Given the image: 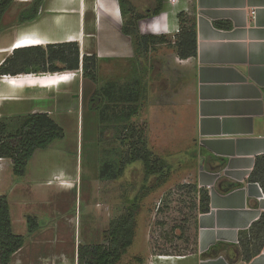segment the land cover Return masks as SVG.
I'll use <instances>...</instances> for the list:
<instances>
[{"label": "rangeland", "instance_id": "1", "mask_svg": "<svg viewBox=\"0 0 264 264\" xmlns=\"http://www.w3.org/2000/svg\"><path fill=\"white\" fill-rule=\"evenodd\" d=\"M31 3L32 0H14L1 21H4V30L0 44L10 46L25 32H35L38 21L49 14L41 9L35 20L20 22L21 11ZM130 6L141 14L149 15L154 0H127V7ZM97 7L95 15L91 11L87 14L85 21L89 30L81 31L78 24L74 28L80 37L76 41L80 54L83 49L85 54L95 53L98 57V82L83 79L80 71L78 77L61 84L49 96L47 93L45 97L41 96L46 92L41 90H37L41 94H32L31 91V94L21 95V101L33 107L46 106L58 111L56 116L60 115L63 120L64 137L47 148L37 149L26 176L19 181L25 180L29 172L32 181L48 184H53L50 180L56 175L63 176L62 183L67 192L51 195L61 202L72 245L76 237L86 243H101L103 230L108 228L110 221L128 212L138 198L135 240L120 264H138L139 260L144 261L148 252L189 253L195 247L199 210L194 208L196 194L184 185L194 183L198 152L197 135L190 118L193 110H188L187 75L181 72L180 60L174 59L177 50L173 42L177 35L175 39L168 38L170 43L152 46L147 52L138 51L132 36L123 31L125 20L120 1L97 0ZM72 15L78 17L79 14H67ZM167 16L168 10L164 12L166 23L169 21ZM45 18L46 24H53L52 20ZM192 18L187 16L188 24ZM155 21V15L140 19V34L157 33ZM12 31H15L14 35H11ZM37 32L42 36L49 34L47 31ZM49 37L55 38L56 35ZM59 39L64 41L65 37ZM47 46L42 47L46 49ZM3 54L7 56V53ZM17 63V59L13 61L14 65ZM29 63L31 66L35 64ZM57 65L63 67L61 63ZM95 90H99L101 96L91 102ZM3 96H8V93L4 92ZM133 106L138 111L130 119L116 117ZM19 111L27 110L21 106ZM129 125L144 127L148 147L173 166L163 179L151 177L147 184L152 186L147 189H142L144 171L139 162L130 164L117 178L101 177L105 163L113 162L112 169L116 172L128 153L129 138L123 141L124 133L128 132H123L122 127ZM37 217L39 231L47 226L49 215ZM26 239H29L28 235ZM18 257H14L12 264H16ZM28 260L54 264L55 259L53 253L46 252Z\"/></svg>", "mask_w": 264, "mask_h": 264}, {"label": "crops", "instance_id": "2", "mask_svg": "<svg viewBox=\"0 0 264 264\" xmlns=\"http://www.w3.org/2000/svg\"><path fill=\"white\" fill-rule=\"evenodd\" d=\"M190 2L165 0L163 9L155 16L156 31L159 33L154 34L175 39L180 29L178 14L189 12ZM195 2L197 55L180 59L174 53V59L180 60L183 66L181 72L187 75L188 110H193L192 117H189L197 135L198 152L194 184L209 190L210 210L198 211L197 249L194 253L180 256L148 252L142 264H264V245L258 255L247 260L240 243L241 233L248 232L252 224L264 215L263 188L260 183L249 179L257 157L264 156V0ZM97 8V0H44L41 9L49 14L38 21L35 32H25L10 47L13 48L22 37H37L47 40V44L16 49L80 40L74 27L78 24L81 31L89 30L85 21L87 14L91 11L95 15ZM253 9L255 15L252 14ZM167 10L168 23L164 19ZM72 12L78 13V17L67 16ZM45 17L53 24H46ZM215 21L229 22L231 28L217 27ZM3 24L4 21L0 35L4 30ZM37 30L47 31L49 36L55 34L56 37L42 36ZM68 34L71 39L66 40ZM63 37L64 41L59 39ZM6 47L9 48L0 44V49ZM14 50L7 52L6 57L3 56L5 51L0 52V66ZM84 54L82 49L81 57ZM80 71L82 69L62 72L68 75L64 83L73 81ZM50 73L46 72L44 76L43 73L21 74L50 77ZM17 75L20 74H1L0 120L41 111L47 112L61 125L63 120L60 115L56 116L58 111L46 106L33 107L21 98L24 94H31V91L32 94H41L37 90L46 91L41 96L45 97L46 93L49 96L64 83L54 87L42 84L35 89L26 80L36 77L14 78ZM19 80H25L24 84L19 85ZM4 92L8 96H3ZM21 106L27 111L20 112ZM0 158V196L8 198L14 232L29 236L25 245L13 256L19 255L16 264H41L28 259L46 252L54 254V264H77L78 246L97 243H86L76 237L72 245L61 202L53 198L67 192L62 183L63 176L56 175L50 180L53 184H48L32 181L29 172L25 180L19 181L14 177L11 160ZM28 215H49L47 226L29 235ZM70 247H74L72 251Z\"/></svg>", "mask_w": 264, "mask_h": 264}, {"label": "trees", "instance_id": "3", "mask_svg": "<svg viewBox=\"0 0 264 264\" xmlns=\"http://www.w3.org/2000/svg\"><path fill=\"white\" fill-rule=\"evenodd\" d=\"M123 19V31L131 35L137 50L147 52L152 46L170 43L165 35L140 34L139 20L149 16L158 15L163 9L165 0H154V7L149 9L150 14L144 15L135 10L132 6L127 7V0H119ZM14 0H0V30L1 21L13 4ZM44 0H32L30 6L21 11L19 21L29 22L35 20L41 10ZM195 0L189 4V12L178 14L180 29L176 36L174 45L180 59H187L197 55V33L195 23ZM192 14V15H191ZM187 16H193L192 22L187 23ZM220 28H231L229 22L215 21ZM135 48V49H136ZM18 60L16 65L14 60ZM35 63L31 64L29 63ZM61 63L63 67H59ZM30 65V66H29ZM82 69V77L98 82V57L95 53L84 54L81 57L80 46L76 41L50 43L43 48L33 46L15 49L14 53L6 58L0 66L1 74L21 73H46L56 74L65 70ZM101 96L99 90H95L90 101H97ZM98 108V107H96ZM130 108V107H129ZM136 106L123 110L118 114V119H130L137 113ZM2 121V122H1ZM0 122V157L11 160L13 174L16 180L23 179L28 171L31 158L37 149H44L50 146L55 140L64 137L63 127L57 123L47 112L36 111L27 115L3 118ZM124 133L123 141L126 138L129 142V151L120 161L118 170L112 169L113 162L108 161L101 169V177L111 176L112 179L123 175L130 164L139 162L143 166L144 184L142 189L152 185L147 184L150 178L156 176L157 180L166 177L173 166L163 157L154 153L147 145L144 127L129 125L122 127ZM115 163V162H114ZM250 181L261 184L264 191V156L256 159L254 169L250 175ZM196 194L194 208L199 212L210 210V194L206 188H198L194 183L184 185ZM198 196V199H197ZM128 212L112 219L107 229L103 231L104 240L97 244H80L77 252V264H120L123 255L135 240V221L138 214V198ZM28 232L34 233L40 226L37 216H27ZM245 236V239H244ZM26 242V236L17 234L13 230L10 205L6 195L0 196V264H12L14 254L20 250ZM240 243L245 259H251L258 255L264 245V215L255 221L248 232L241 233ZM197 247V234L195 238L194 253ZM185 254H160V255H187ZM138 261V264L142 263ZM134 264V263H127Z\"/></svg>", "mask_w": 264, "mask_h": 264}, {"label": "bare ground", "instance_id": "4", "mask_svg": "<svg viewBox=\"0 0 264 264\" xmlns=\"http://www.w3.org/2000/svg\"><path fill=\"white\" fill-rule=\"evenodd\" d=\"M36 38L37 37H35V38H33V37L23 38L22 37L21 40L19 39L18 42H16L13 45V48H11L10 46H9V48L8 47L2 48V49H0V52L5 51L7 53V52H9V51H11L13 49L18 48V47L32 46V45H36V44H47V40L40 39V38L36 39ZM68 39H71L70 35L68 37H66V40H68ZM65 72H68V71H65ZM50 75H52V76H50ZM50 75H49L50 77H43L44 74H43V76H36V75H32V74H26V75L20 74V75H17L16 77H14V78L18 79V78L30 77V76L36 77L35 79H32V80H26L27 81L26 83H28L30 86L34 87L35 89L40 88V85H42V84L43 85H50V86L54 87V85H57L59 83H64L67 80V78H68V75H66V73H62V75L58 76V77L55 76V75H59V73L50 74ZM43 78H47V79L42 80ZM19 81L20 82H18V84L20 83L19 85H23L25 80H19Z\"/></svg>", "mask_w": 264, "mask_h": 264}, {"label": "built area", "instance_id": "5", "mask_svg": "<svg viewBox=\"0 0 264 264\" xmlns=\"http://www.w3.org/2000/svg\"><path fill=\"white\" fill-rule=\"evenodd\" d=\"M252 14L255 15V9L252 10ZM0 160H1V158H0ZM244 264H245V263H244Z\"/></svg>", "mask_w": 264, "mask_h": 264}]
</instances>
